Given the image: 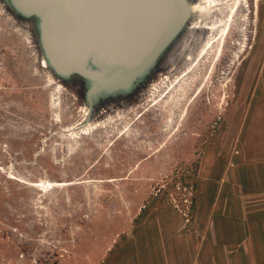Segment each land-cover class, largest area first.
<instances>
[{
    "label": "rangeland",
    "instance_id": "rangeland-1",
    "mask_svg": "<svg viewBox=\"0 0 264 264\" xmlns=\"http://www.w3.org/2000/svg\"><path fill=\"white\" fill-rule=\"evenodd\" d=\"M186 3L145 77L90 105L83 78L47 66L36 20L0 0V264H107L136 227L192 231L214 161L264 158L261 0Z\"/></svg>",
    "mask_w": 264,
    "mask_h": 264
},
{
    "label": "water",
    "instance_id": "water-1",
    "mask_svg": "<svg viewBox=\"0 0 264 264\" xmlns=\"http://www.w3.org/2000/svg\"><path fill=\"white\" fill-rule=\"evenodd\" d=\"M5 1L18 15L36 20L47 66L58 77L83 78L90 105L100 94L131 90L174 41L189 15L186 0ZM123 28L137 43L133 49L114 45L124 34ZM48 32L53 34L55 48L48 44ZM139 40L147 41L146 45H140ZM119 49H131L130 56L133 51L139 54L132 67L121 69L117 65ZM88 54L93 63L96 59L97 69L87 59Z\"/></svg>",
    "mask_w": 264,
    "mask_h": 264
},
{
    "label": "crops",
    "instance_id": "crops-1",
    "mask_svg": "<svg viewBox=\"0 0 264 264\" xmlns=\"http://www.w3.org/2000/svg\"><path fill=\"white\" fill-rule=\"evenodd\" d=\"M241 150L200 181L194 230L136 227L131 251L107 264H264V158L241 159Z\"/></svg>",
    "mask_w": 264,
    "mask_h": 264
},
{
    "label": "bare ground",
    "instance_id": "bare-ground-1",
    "mask_svg": "<svg viewBox=\"0 0 264 264\" xmlns=\"http://www.w3.org/2000/svg\"><path fill=\"white\" fill-rule=\"evenodd\" d=\"M207 2V1H206ZM213 5V4H212ZM213 7V6H212ZM231 10V9H230ZM160 22V21H159ZM152 26L153 27H155L156 25H153L152 24ZM125 28H123V30H124ZM129 32L130 31H128L127 29H125V31H123V33L124 34H121V37L118 39V41H115V43H114V45L115 46H118L119 48L120 47H123L124 46V48H134V46H136V41H135V39H133V38H130L131 37V35L129 34ZM53 35V34H52ZM51 34H49V32H48V36H47V41H48V44L50 45V47L51 48H55V45H56V42H55V39L53 38V36H52ZM130 38V39H129ZM146 42L147 41H143V42H141L142 43V45L144 44V45H146ZM138 43H140V40H139V42ZM141 43H140V45H141ZM117 47V48H118ZM123 49H121V51H120V49H119V54L121 53V55H119V57H120V59H118L117 58V65H119L120 66V68L122 69V68H130V67H132V65H133V63L134 62H136L137 60V58H138V55L139 54H137V55H135V51H133L134 53L130 56V51L129 50H131V49H129V50H127L128 52H123L122 51ZM115 57L116 56H113L112 58H113V60L115 59ZM87 59L89 60V61H91L92 63H93V60L91 59V57H90V55L88 54V57H87ZM122 59V60H121ZM87 60V61H88ZM88 61V62H89ZM118 61H119V64H118ZM93 64H95V67H96V69L98 68V63H97V61H96V59L94 58V63ZM122 64V65H121ZM88 119V114L86 113L84 116H83V119L81 120V121H79V122H77L76 124H81L82 126H83V124L82 123H84V125H86V123H87V120ZM71 127V126H70ZM83 128V127H82Z\"/></svg>",
    "mask_w": 264,
    "mask_h": 264
}]
</instances>
